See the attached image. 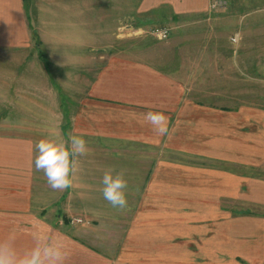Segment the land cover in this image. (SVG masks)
Segmentation results:
<instances>
[{
	"label": "rangeland",
	"instance_id": "rangeland-1",
	"mask_svg": "<svg viewBox=\"0 0 264 264\" xmlns=\"http://www.w3.org/2000/svg\"><path fill=\"white\" fill-rule=\"evenodd\" d=\"M139 2L25 0L28 44L0 46V134L28 136L35 143L79 135L88 142V153L79 158L86 165L80 171L85 187L76 188L85 195L79 203L85 211L58 210V233L81 242L78 251L63 247L65 259H81V264H95L96 259L97 264H237L229 227L215 232L211 219L200 227L195 208L201 204L195 199L186 202L184 191L168 184L170 163L200 162L205 136L200 133L204 124L182 118L184 113L190 116L188 107L169 105L175 94L169 90L170 76L163 73L186 66L196 69L191 75L194 88L176 92L177 99L194 101V121L201 115L223 119L226 132L239 138L235 151L229 152L237 153L242 163L257 162L255 147L259 153L264 140V1L226 0L222 7L181 17L167 16L168 10L165 17L156 9L137 12ZM158 26L169 29L166 39L151 33ZM233 36L236 43L231 42ZM158 69L161 75H156ZM127 78L130 89L136 90V80L139 84L138 91H130L139 94V105H125L109 91L92 90L95 82L104 86ZM196 101L207 106H196ZM148 111H162L168 120L177 114L181 121L168 123L175 134L158 136L143 123L142 114ZM243 113L253 121L245 120ZM135 159L159 168L154 179L160 180L154 183L149 174L141 184V177L137 193L123 209L109 203L96 211L88 208V163L96 164L101 182L105 169L125 172V165L130 167ZM208 161L204 156L203 163L216 165ZM64 192L70 197L67 189ZM223 203L226 212L235 211L230 199ZM36 210L46 222L48 209ZM8 224L0 220V240L9 237ZM217 242H227L230 250H213Z\"/></svg>",
	"mask_w": 264,
	"mask_h": 264
},
{
	"label": "crops",
	"instance_id": "crops-1",
	"mask_svg": "<svg viewBox=\"0 0 264 264\" xmlns=\"http://www.w3.org/2000/svg\"><path fill=\"white\" fill-rule=\"evenodd\" d=\"M211 1L212 0H140L136 10L137 12H145L150 10L154 11V9H156L157 12H160V15H164V17L165 14L167 15V10L171 13L167 16H197L203 12L209 11ZM237 1L251 2V0ZM125 12H127V10ZM29 26L30 20L26 10L25 0H0V46L20 47L27 45L30 40ZM214 40L215 39H213V41ZM195 71L197 70L191 67L187 68L186 66L185 68H172L169 69L168 72L163 73L164 75L170 76L169 90L175 94L174 97H171L173 100L169 102V105L172 107H188L185 111L186 113L187 111L191 113L190 116H187L186 118L188 119H186V114L184 113L182 118L190 124L194 122L204 124L201 126V129H199L200 133H203L205 136V140H202L201 144L203 151L201 157H199L200 162L170 163L168 168V184L170 187L184 191L186 202L192 203L195 199V202L201 204L200 207L195 208L200 211V213L198 211L196 212L198 217L195 218L202 219L200 227H204V225L208 224L205 222H210L209 219L214 220L215 222L213 223L217 225L213 227V229H217H215V232L217 231L219 233L224 227H229L227 233L231 234L234 240H236V242L232 244V251L237 264H264V140L262 139V146L259 149V153L256 151L255 147V154H259L257 162L254 163L250 161L249 164L251 165L245 164L237 158V153L231 154V152H229L236 147L234 143L239 138H234L232 135L234 133L232 132H226L223 119L211 118L208 115L198 116V114H196L198 119L194 121V117L192 116L194 106L192 104L193 100H178L176 92H180L181 90H192L194 88L191 75L197 74ZM151 73L155 75L154 71ZM200 73H203V71ZM121 74L125 73L121 72ZM126 74H129L127 69ZM161 74L162 72H160L159 69L156 70V75ZM177 75H183L185 77L177 80L175 78ZM108 79L110 80V78ZM119 81L120 82L107 81L104 86L95 82L94 86H92V90L109 91L116 99L120 98L121 101L124 99L126 101L125 105H129V103H133V105L141 104V102L138 101L139 94L135 92L134 94L136 95H130V91H133L135 88L130 89L129 79H121ZM135 85L136 90L134 91H138L139 84L137 80ZM156 85V88L160 90L159 77L156 79ZM130 98L137 99V101H129ZM196 102V106H207L202 102ZM243 114L245 120L248 119L249 122L253 121V118H251L249 114ZM176 120H180L177 119V114L169 118L172 124L177 122ZM232 120L229 121L230 127H228V131L232 130ZM172 124L169 126V136L176 132ZM196 130H198V128ZM186 131L189 132V127L187 126ZM34 145L35 142L28 136L0 134V220L1 222H9L7 234H9V236H15L14 244L17 251L19 250V253L31 249L38 236L51 237L58 241L62 247H77L78 251L81 242L73 237L59 234L57 229L58 225H56V223H60L59 218L61 214H58L59 209L62 214L67 210L85 211L79 205L80 202L84 201L82 197L85 195L81 192V189L76 188H79L77 186H80V184L85 187L80 179V171H82V167H86V165L80 164L79 162L78 171L73 175V183L67 188V192H69L70 195V197H67V194H64L66 189L63 191H53L48 186L44 174L35 170L34 158L36 153ZM233 151L235 150L233 149ZM184 152L188 153L187 151ZM204 156L207 157V160H209L208 162L214 160L216 165L203 163ZM132 163L133 165L130 167L128 164L125 165V179L128 182V188L126 189L127 200L130 197V199H132L134 196L136 191L135 188L139 186L141 177H143L141 184H144V179L148 177L149 174L154 176L156 171H159V168L155 167V165L152 167L150 162L145 164V162L143 163V161L141 162L135 159ZM87 167V186L89 188L88 208H94V211H96L98 207L107 205L109 202L104 199L102 192L97 191V187L99 185L102 186V183L98 182L96 164H91L89 162ZM150 169H153L151 173ZM105 171L106 169L104 172ZM154 178L155 176L152 178L154 183L160 180L157 179V176L156 179ZM65 198H68V201H64ZM226 199L232 201V209L235 210L232 214L229 211L226 212L225 205H222ZM52 204L56 205L53 212L49 210V206L51 208ZM235 205H238L239 208H236ZM42 207L49 210H47L44 216L47 220L46 222L41 221V218L37 215L36 208ZM237 209L239 211H236ZM187 210L189 212V209ZM187 214L188 213H186V215ZM204 220L206 221L204 222ZM193 224L198 225L199 223L195 222ZM224 235H226V233ZM221 245L222 242H217L216 247L212 249L218 251L230 250L227 242L224 246ZM94 261L98 262L97 259ZM97 262H95V264H97ZM111 263L110 261L107 262V264ZM117 263L118 262L115 264ZM64 264H81V259H64ZM104 264H106V262Z\"/></svg>",
	"mask_w": 264,
	"mask_h": 264
},
{
	"label": "clouds",
	"instance_id": "clouds-1",
	"mask_svg": "<svg viewBox=\"0 0 264 264\" xmlns=\"http://www.w3.org/2000/svg\"><path fill=\"white\" fill-rule=\"evenodd\" d=\"M236 43V38H231ZM143 115V123L151 125L158 136L169 134L168 117L162 111H148ZM34 167L43 172L48 186L53 191H63L73 183V175L78 171L79 158L89 151L88 142L79 135L68 139L42 138L34 145ZM101 183L102 195L113 208L127 206L126 189L128 182L124 170L108 169ZM15 236L0 240V264H64L65 254L62 245L51 237H36L34 246L19 253L14 244Z\"/></svg>",
	"mask_w": 264,
	"mask_h": 264
},
{
	"label": "built area",
	"instance_id": "built-area-1",
	"mask_svg": "<svg viewBox=\"0 0 264 264\" xmlns=\"http://www.w3.org/2000/svg\"><path fill=\"white\" fill-rule=\"evenodd\" d=\"M226 0H212L210 2V8L211 9H215L217 6H224ZM151 33L156 36V38L158 39H166L168 37L169 34V29L166 26H158V27H154L151 30Z\"/></svg>",
	"mask_w": 264,
	"mask_h": 264
},
{
	"label": "trees",
	"instance_id": "trees-1",
	"mask_svg": "<svg viewBox=\"0 0 264 264\" xmlns=\"http://www.w3.org/2000/svg\"><path fill=\"white\" fill-rule=\"evenodd\" d=\"M247 264V263H246Z\"/></svg>",
	"mask_w": 264,
	"mask_h": 264
}]
</instances>
